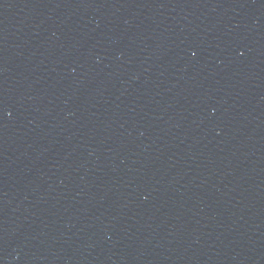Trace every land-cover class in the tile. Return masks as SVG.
<instances>
[{
	"label": "water",
	"instance_id": "95a60500",
	"mask_svg": "<svg viewBox=\"0 0 264 264\" xmlns=\"http://www.w3.org/2000/svg\"><path fill=\"white\" fill-rule=\"evenodd\" d=\"M0 264H264V0H145L4 123Z\"/></svg>",
	"mask_w": 264,
	"mask_h": 264
}]
</instances>
